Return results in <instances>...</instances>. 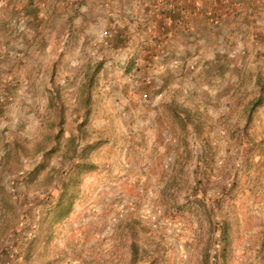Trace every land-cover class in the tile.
<instances>
[{
  "label": "rangeland",
  "instance_id": "1",
  "mask_svg": "<svg viewBox=\"0 0 264 264\" xmlns=\"http://www.w3.org/2000/svg\"><path fill=\"white\" fill-rule=\"evenodd\" d=\"M116 11L0 0L2 264H257L264 31L200 58Z\"/></svg>",
  "mask_w": 264,
  "mask_h": 264
},
{
  "label": "crops",
  "instance_id": "2",
  "mask_svg": "<svg viewBox=\"0 0 264 264\" xmlns=\"http://www.w3.org/2000/svg\"><path fill=\"white\" fill-rule=\"evenodd\" d=\"M104 3L111 9L114 7L115 10L117 9L110 14V23L113 25L142 26L144 36L146 30L158 26L162 30L165 29V32L182 34L187 41L180 47L188 56L215 57L220 53L219 51L226 49L224 45L231 40H235L236 44L245 43L247 50L251 49L252 57L257 56L258 49L262 48L258 43L261 31H264V27H261L264 25V0H104ZM8 8L13 9L15 6L10 4ZM38 9V6L35 8L29 3L24 6L23 12L28 16ZM202 26H211L221 31L204 37L200 34ZM194 33H197L198 37L191 36ZM167 35L169 34L163 36L165 42L169 43L172 39ZM191 40L192 45L189 42ZM150 45L151 43L147 48L149 51H151ZM255 47L258 49L255 50ZM191 67L195 69L196 66ZM258 205L260 210L262 205L260 203ZM263 258L260 256L257 264H263Z\"/></svg>",
  "mask_w": 264,
  "mask_h": 264
},
{
  "label": "built area",
  "instance_id": "3",
  "mask_svg": "<svg viewBox=\"0 0 264 264\" xmlns=\"http://www.w3.org/2000/svg\"><path fill=\"white\" fill-rule=\"evenodd\" d=\"M0 264H2V260H0Z\"/></svg>",
  "mask_w": 264,
  "mask_h": 264
},
{
  "label": "trees",
  "instance_id": "4",
  "mask_svg": "<svg viewBox=\"0 0 264 264\" xmlns=\"http://www.w3.org/2000/svg\"><path fill=\"white\" fill-rule=\"evenodd\" d=\"M34 7H35V8H37V6H36V5H35ZM38 7H39V6H38Z\"/></svg>",
  "mask_w": 264,
  "mask_h": 264
}]
</instances>
